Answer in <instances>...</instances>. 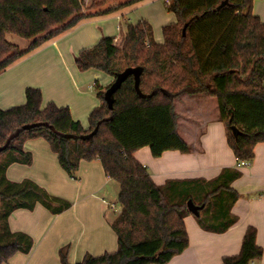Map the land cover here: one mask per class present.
<instances>
[{
	"label": "trees",
	"instance_id": "obj_1",
	"mask_svg": "<svg viewBox=\"0 0 264 264\" xmlns=\"http://www.w3.org/2000/svg\"><path fill=\"white\" fill-rule=\"evenodd\" d=\"M85 12L84 0H0V74L45 42L73 28L93 14H110L139 0L111 4ZM255 0H171L166 4L176 21L163 26V41L155 39L147 19L127 24L123 43L103 36L82 50L75 63L81 71L98 69L114 79L127 67H142L139 81L130 75L114 94L113 108L105 101L106 87L96 85L101 103L84 127L68 107L42 106V90L26 88V102L0 107V264L28 253L34 241L12 231L9 217L20 208L40 203L57 214L71 201L50 194L34 180H10L12 163L31 164L24 148L28 139L42 137L58 154L60 165L73 178L82 160L99 159L106 174L119 185L120 211L112 223L118 248L100 255L85 254L71 263L68 247L59 251L62 264H166L190 244L185 218L194 214L201 228L225 232L238 221L233 206L239 192L233 182L241 169L224 167L211 178H171L157 184L148 166L134 155L148 146L154 157L167 150L188 153L190 144L178 131L175 103L183 94H210L218 100L227 142L237 159L253 162L256 146L264 143V20L254 12ZM107 5V6H105ZM8 34L29 41L21 49ZM112 81V82H113ZM235 127L236 130L233 128ZM257 228L249 226L241 250L222 264H251L263 257Z\"/></svg>",
	"mask_w": 264,
	"mask_h": 264
},
{
	"label": "crops",
	"instance_id": "obj_2",
	"mask_svg": "<svg viewBox=\"0 0 264 264\" xmlns=\"http://www.w3.org/2000/svg\"><path fill=\"white\" fill-rule=\"evenodd\" d=\"M156 1L139 0L115 13L93 14L15 61L0 74V107L24 104L26 88L38 87L42 90V106L52 102L68 107L72 116L87 127L90 112L101 103L97 83L106 87L113 77L93 68L81 71L75 57L103 36L115 37L118 42L126 34L127 24L139 19H147L162 29L175 22V14L166 5L165 9L159 8L158 17L149 13L147 7ZM136 8H142V16L132 21L129 15ZM155 39L162 42L163 36L158 34ZM215 99L210 94H183L176 100L178 131L190 144V152L167 150L154 157L148 146L135 151V157L148 166L157 184L171 178L211 179L222 168L237 166ZM5 133V128L0 127V142ZM24 148L32 153V163H12L7 177L13 181L32 179L50 194L71 201L72 206L57 214L40 203L32 210L13 211L9 217L11 230L28 233L34 244L30 252H18L4 264H62L59 251L66 246L71 263L82 260L87 253L115 251L118 240L112 223L121 207L112 210L104 200L108 196L116 200L119 185L106 174L101 161L82 160L77 178H73L62 168L58 154L46 139H28ZM255 152L253 162L239 167L242 176L233 182L239 192L233 206L238 221L225 232H212L201 228L191 213L185 218L190 244L166 264H222L224 257L240 252L249 226L257 228V242L264 249V143H259ZM251 264H264V254Z\"/></svg>",
	"mask_w": 264,
	"mask_h": 264
},
{
	"label": "rangeland",
	"instance_id": "obj_3",
	"mask_svg": "<svg viewBox=\"0 0 264 264\" xmlns=\"http://www.w3.org/2000/svg\"><path fill=\"white\" fill-rule=\"evenodd\" d=\"M94 1L95 0H84L85 5H86L85 12H92V11H95V10H97L99 8L96 5L95 6L93 5ZM122 1H124V0H111L108 5L118 4V3L122 2ZM105 6H107V5H105ZM159 8L165 9V1L164 0H157L155 3L149 5L147 7V10H149V13L155 15V17H158ZM254 9L256 11L255 13L260 15L262 17V19L264 20V0H256ZM129 16L132 17V21H136L138 19L137 18L138 16L139 17L142 16V8L134 9L133 11H131ZM153 26H154V24H153ZM123 28L125 29V25L123 26ZM158 34L163 36L162 28L161 27L159 28L158 24H155V26H154V35H155V37H157ZM123 37H122V39H119L118 43H120V44L123 43V40H124ZM7 38H8L9 41H11L13 44L17 45L21 49H24V48L28 47V45H29V41L28 40H26V39H24V38H22V37H20L18 35H15V34H8ZM215 102L217 103L216 105H218V100L217 99H215ZM210 109H212V107ZM218 110H219V106H218ZM113 199H115L114 196H113V198L108 196V197L105 198L104 201L106 202L108 208H111L112 210L116 209V211H117L119 209L120 204L118 202V198L116 200H113Z\"/></svg>",
	"mask_w": 264,
	"mask_h": 264
},
{
	"label": "water",
	"instance_id": "obj_4",
	"mask_svg": "<svg viewBox=\"0 0 264 264\" xmlns=\"http://www.w3.org/2000/svg\"><path fill=\"white\" fill-rule=\"evenodd\" d=\"M143 68L142 67H127L122 72H120L117 77L114 79V81L111 83V85L106 89L105 91V101L108 104L109 109L113 108L114 103V94L115 92L120 88V86L123 84V82L130 76L133 75L136 79V82L139 81L140 75L142 73ZM235 130L236 128L233 127ZM188 209L193 214L198 213V206L194 204L192 200L188 202Z\"/></svg>",
	"mask_w": 264,
	"mask_h": 264
},
{
	"label": "built area",
	"instance_id": "obj_5",
	"mask_svg": "<svg viewBox=\"0 0 264 264\" xmlns=\"http://www.w3.org/2000/svg\"><path fill=\"white\" fill-rule=\"evenodd\" d=\"M164 1H165L166 4H170L171 3V0H164ZM250 164H251V162L246 160V159H242V160L237 159V166L238 167H244V166H248Z\"/></svg>",
	"mask_w": 264,
	"mask_h": 264
}]
</instances>
